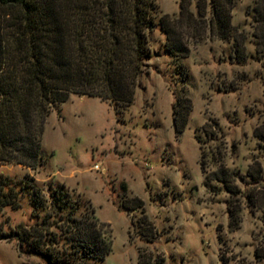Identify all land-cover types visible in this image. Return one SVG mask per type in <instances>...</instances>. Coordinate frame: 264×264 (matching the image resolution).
<instances>
[{
  "label": "rangeland",
  "instance_id": "obj_1",
  "mask_svg": "<svg viewBox=\"0 0 264 264\" xmlns=\"http://www.w3.org/2000/svg\"><path fill=\"white\" fill-rule=\"evenodd\" d=\"M211 3L156 0L133 100L72 94L47 118L43 166L0 165V264H47L33 241L84 264L86 224L111 243L89 264H264L263 2L235 0L228 40L208 26ZM164 15L188 57L166 51Z\"/></svg>",
  "mask_w": 264,
  "mask_h": 264
},
{
  "label": "trees",
  "instance_id": "obj_2",
  "mask_svg": "<svg viewBox=\"0 0 264 264\" xmlns=\"http://www.w3.org/2000/svg\"><path fill=\"white\" fill-rule=\"evenodd\" d=\"M211 2L208 26L228 40L235 30V0ZM262 2L255 18L264 34ZM157 12L156 0H0V165L43 166L47 118L72 94L131 102ZM159 22L168 54L174 60L188 57L177 25L168 15ZM178 105L175 125L181 133L190 112ZM10 198L8 183L0 181L4 206L11 205ZM82 234L80 262H104L111 252L109 239L89 224ZM30 246V253L47 264L59 262L43 244Z\"/></svg>",
  "mask_w": 264,
  "mask_h": 264
}]
</instances>
